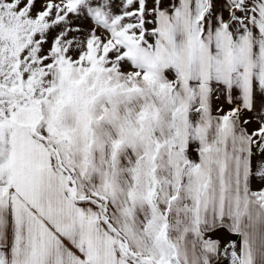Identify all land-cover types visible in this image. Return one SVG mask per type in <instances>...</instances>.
I'll return each instance as SVG.
<instances>
[{
  "label": "snow or ice",
  "instance_id": "1",
  "mask_svg": "<svg viewBox=\"0 0 264 264\" xmlns=\"http://www.w3.org/2000/svg\"><path fill=\"white\" fill-rule=\"evenodd\" d=\"M0 264H264V0H0Z\"/></svg>",
  "mask_w": 264,
  "mask_h": 264
}]
</instances>
